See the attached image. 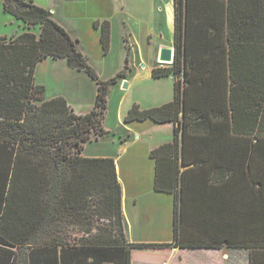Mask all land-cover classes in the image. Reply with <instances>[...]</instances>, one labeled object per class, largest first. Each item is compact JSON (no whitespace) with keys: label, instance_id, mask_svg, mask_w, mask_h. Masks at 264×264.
I'll use <instances>...</instances> for the list:
<instances>
[{"label":"trees","instance_id":"trees-1","mask_svg":"<svg viewBox=\"0 0 264 264\" xmlns=\"http://www.w3.org/2000/svg\"><path fill=\"white\" fill-rule=\"evenodd\" d=\"M1 2L6 13L24 23V30L8 39L0 36V264H15V252L23 251L28 254L26 264H116L115 256L123 252L124 264H131L132 248L165 246L127 242L114 159L81 155L87 141L109 133L102 125L106 95L112 83L119 77L121 80L127 77L125 69L100 80L75 40L51 17L47 8L34 4L33 0ZM174 14V61L171 66L153 67L155 78L180 73L183 33L194 19L199 22L197 28L211 31L219 30L216 20L225 21L231 77H234V49L264 44V0H174ZM203 19L208 22L203 23ZM36 26L38 33L31 31ZM100 42L107 52L108 20L100 23ZM47 57L65 59L69 67L95 80L97 92L88 112L76 113L62 96L45 97L44 85L35 81V68ZM125 65L129 68L127 62ZM189 103L188 88L185 85L183 92L177 79L171 101L147 109L133 103L123 120L177 123L183 112V134L188 130L198 132L199 110L189 108ZM179 134L176 125L172 142L150 151L156 165L154 188L173 193L176 200L175 241L180 235L176 191ZM256 137L260 139L259 130ZM91 198L95 201L92 206ZM91 215L101 222L106 219L109 224L94 227ZM81 222L85 225L78 228ZM66 227L71 228L68 231ZM179 244L219 245L217 242ZM233 246L251 249L249 264H264V241Z\"/></svg>","mask_w":264,"mask_h":264},{"label":"crops","instance_id":"crops-1","mask_svg":"<svg viewBox=\"0 0 264 264\" xmlns=\"http://www.w3.org/2000/svg\"><path fill=\"white\" fill-rule=\"evenodd\" d=\"M120 1L125 17L130 13L127 5L132 1ZM135 6L136 25L126 19L122 21L128 36L137 43L132 42L133 55L127 46L126 56L132 78L142 81L140 98L133 103L147 109L171 101L178 79L183 92L185 85L188 88L189 108L199 110V130L183 134V112L177 123H157L151 119L126 123L122 119L123 131L115 149H109V153L96 148L92 152L88 147L92 139L84 144L81 155L114 159L127 242L165 244L132 248L131 264H249L251 249L233 245L264 241V44L234 49V77H231L225 21L216 20L219 30L211 31L197 28L199 22L194 19L183 33L180 73L155 78L153 67L171 66L176 53L174 0H135ZM207 22L203 19V23ZM20 29L24 30V23ZM20 33H0V36L10 38ZM162 46L173 49L171 63L158 61ZM45 60L36 65L35 75L38 65ZM136 66L144 72L135 70ZM48 80V75L42 81L35 78L44 85L45 97L62 96L71 106L61 92L49 93ZM121 81L123 84L127 81L125 89L130 87L127 77ZM127 107H131L129 103ZM176 125L180 128L176 158L180 235L175 241L176 200L173 193L154 188L156 165L150 151L172 142ZM257 130L260 139L256 137ZM182 242L219 245L183 247L179 244ZM14 255L15 264H26V251Z\"/></svg>","mask_w":264,"mask_h":264},{"label":"rangeland","instance_id":"rangeland-1","mask_svg":"<svg viewBox=\"0 0 264 264\" xmlns=\"http://www.w3.org/2000/svg\"><path fill=\"white\" fill-rule=\"evenodd\" d=\"M131 1L132 4L127 5L130 13L123 17L120 0H33L34 4L47 8L51 17L66 29L75 40L76 46L84 55L87 64L95 70L100 80H107L122 69L126 71L131 85L128 89L122 88L121 77L110 85L106 95V109L102 118V125L109 133L88 143L92 152H95L96 148L103 152H109V149L116 148L119 136L123 131L121 127L123 117L120 116L127 113L128 103L131 106L141 95V79L132 78V69L125 68L128 55L127 46H130L133 55L132 42L137 45L136 41L128 36L122 25V21L125 19L133 26L136 25L138 12L135 0ZM1 3L0 0V33L22 32L23 30L20 29L23 25L22 21L4 13ZM131 6L133 7L131 8ZM105 19L110 22V46L107 52H104L100 42V23ZM95 22H99V25L95 26ZM31 31L38 33V27H33ZM6 38L8 39V37ZM141 44L144 46L143 43ZM135 70L144 72L142 67L136 66ZM47 75L49 76L50 94L55 92L64 94L76 113H86L92 108L97 84L86 73L67 67L62 59L47 57V60L38 65L36 81H42ZM124 172L125 169L122 167L121 174L123 175ZM90 202L92 206L95 202L94 198H91ZM91 219L94 227L100 223L109 224L106 219L102 222L98 221L94 215H91ZM78 225L77 227L81 228L85 223L81 222ZM70 228L66 227L68 231ZM124 258L123 252L115 256L114 262L124 264Z\"/></svg>","mask_w":264,"mask_h":264},{"label":"water","instance_id":"water-1","mask_svg":"<svg viewBox=\"0 0 264 264\" xmlns=\"http://www.w3.org/2000/svg\"><path fill=\"white\" fill-rule=\"evenodd\" d=\"M174 57V52L171 47L162 46L158 51V61L160 63L168 64L171 63ZM123 87H127V82L123 84Z\"/></svg>","mask_w":264,"mask_h":264}]
</instances>
